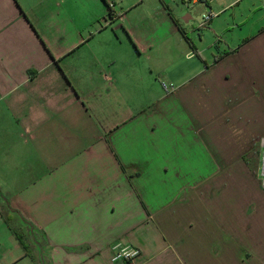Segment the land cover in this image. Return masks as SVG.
I'll list each match as a JSON object with an SVG mask.
<instances>
[{
	"label": "crops",
	"instance_id": "0c3cea01",
	"mask_svg": "<svg viewBox=\"0 0 264 264\" xmlns=\"http://www.w3.org/2000/svg\"><path fill=\"white\" fill-rule=\"evenodd\" d=\"M39 1L0 0V264H264L263 0L126 31L127 61L46 34Z\"/></svg>",
	"mask_w": 264,
	"mask_h": 264
},
{
	"label": "rangeland",
	"instance_id": "374dc122",
	"mask_svg": "<svg viewBox=\"0 0 264 264\" xmlns=\"http://www.w3.org/2000/svg\"><path fill=\"white\" fill-rule=\"evenodd\" d=\"M251 1L244 0L225 14L250 12ZM207 10L203 5L188 7L183 0H40L31 17L48 35L61 33L65 42L86 41L83 47L93 49L102 61L112 57L127 61V50L124 58L121 55L124 45L132 48L126 31L168 32L180 26L196 30L202 12ZM188 12L192 19L186 22ZM117 37L124 41L122 45Z\"/></svg>",
	"mask_w": 264,
	"mask_h": 264
},
{
	"label": "built area",
	"instance_id": "2783aa9c",
	"mask_svg": "<svg viewBox=\"0 0 264 264\" xmlns=\"http://www.w3.org/2000/svg\"><path fill=\"white\" fill-rule=\"evenodd\" d=\"M215 0H183V2L189 7V6H197V5H203L208 8L207 11L202 12L201 14V21L199 23L200 27H204L206 24L209 23V21L216 16V12H214L210 5ZM162 87L166 92H171L175 89V86L172 83H168L165 81L161 82ZM261 147H262V162L260 167V178L261 183L264 187V138L260 140ZM141 254V249L138 247H132V246H115V252L113 254L112 260L118 261V260H125V261H132L135 258H137Z\"/></svg>",
	"mask_w": 264,
	"mask_h": 264
},
{
	"label": "water",
	"instance_id": "95a60500",
	"mask_svg": "<svg viewBox=\"0 0 264 264\" xmlns=\"http://www.w3.org/2000/svg\"><path fill=\"white\" fill-rule=\"evenodd\" d=\"M187 16L190 17V19H191V17H192V16H191V13L188 12V13L186 14V16L184 17V20H185L186 22L189 21V19H187Z\"/></svg>",
	"mask_w": 264,
	"mask_h": 264
}]
</instances>
